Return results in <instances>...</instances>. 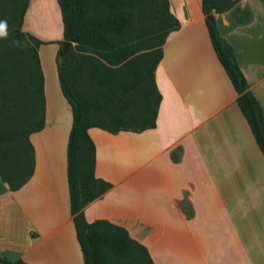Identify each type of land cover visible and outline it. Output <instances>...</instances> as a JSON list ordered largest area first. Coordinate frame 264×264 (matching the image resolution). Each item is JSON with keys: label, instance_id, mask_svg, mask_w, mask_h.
Wrapping results in <instances>:
<instances>
[{"label": "crops", "instance_id": "1", "mask_svg": "<svg viewBox=\"0 0 264 264\" xmlns=\"http://www.w3.org/2000/svg\"><path fill=\"white\" fill-rule=\"evenodd\" d=\"M167 1L179 27L167 34L154 71L161 94L155 126L88 128L95 176L110 187L85 204L84 215L123 227L154 264H264V156L213 50L201 0ZM36 2L28 0L22 30L42 41L44 126L28 136L34 153L28 180L11 190L0 179V257L83 264L67 183L71 108L56 66L61 13L57 0H43V11ZM239 6L243 22L212 13L264 116V0ZM46 11L60 30L30 19Z\"/></svg>", "mask_w": 264, "mask_h": 264}, {"label": "trees", "instance_id": "2", "mask_svg": "<svg viewBox=\"0 0 264 264\" xmlns=\"http://www.w3.org/2000/svg\"><path fill=\"white\" fill-rule=\"evenodd\" d=\"M235 1L227 0L221 7L222 0H201V9L213 50L237 94V104L264 156V116L261 105L248 88L233 47L221 36L215 20L207 17L212 10L223 11ZM7 2L0 0V8ZM57 3L63 25L62 40L70 44L76 42L83 51L91 50L98 55V58H94L97 69L95 79L105 88L102 97L82 99L74 65L77 64L75 69L79 71L81 64L77 62H83L84 65L90 57L83 54L77 58L71 50L65 56H59L61 41H57V76L72 117L66 147L70 212L83 264H113L112 257L119 261L115 264H154L146 247L129 237L123 227L104 219L87 221L83 212L85 204L110 187V183L95 176V145L87 130L98 127L110 133L140 132L155 126L161 94L155 83L154 71L162 57V45L167 34L177 29L179 22L169 11L167 0H149L143 16L155 24L157 30L154 37L158 38V44L140 54L136 37L131 33L136 14L131 8L125 7L126 0H57ZM27 4L28 0H13L11 12L7 15L8 22H12V29L8 33L3 31L0 37V43L19 41L25 37L33 42L36 47L34 57L40 99L39 117L35 125H0V179L11 190L21 187L31 176L34 153L28 136L44 126L43 74L37 52L42 41L22 30ZM2 14L0 10V16ZM137 60H141L139 68L134 66ZM11 74L12 70L7 66H0V78L13 85ZM3 95L6 100L0 101V110L6 114L18 110L14 87ZM22 144L28 148L29 154L23 152L11 156L1 147H21ZM172 157L176 159L174 152ZM0 264L26 263L21 259L9 261L0 257Z\"/></svg>", "mask_w": 264, "mask_h": 264}, {"label": "rangeland", "instance_id": "3", "mask_svg": "<svg viewBox=\"0 0 264 264\" xmlns=\"http://www.w3.org/2000/svg\"><path fill=\"white\" fill-rule=\"evenodd\" d=\"M222 1L223 2L220 5L221 7L226 3L227 0ZM12 4L13 0H8V2L0 8V10L3 12V14L0 16V37L3 31L8 33L9 30L12 29V22H8L7 17V15L11 12ZM148 5L149 0H126L125 5V7L128 9L131 8L136 14V22L132 26L131 33L134 35V37H136L137 48L140 54L145 53L150 49V47L156 46L158 44V38L154 37L157 30V28H155V24L150 19H147V17L143 16V13ZM38 6H42V11L44 10L45 7L43 0H37L35 8L37 9ZM227 11H229V14L226 13ZM242 11L243 8L239 6V0H236L225 10L217 12L219 13L217 16L219 17V20H221L222 17H225L227 20H229L230 24H234L245 21ZM44 13L45 14L42 15V19L44 21L41 19V17H38L37 19H30L40 28H42L40 23L45 22V25L51 24L53 29L60 30L57 20L53 21V17L48 11ZM35 20H37L38 23L37 21L35 22ZM218 29L220 30L219 26ZM57 34H59V32ZM152 36L154 39H152ZM54 42L58 43L57 41ZM70 50L76 55L77 58H80V56H83V54H88L90 57L89 61L84 65L83 62H77L81 64L79 71L75 69L77 64L74 65V70L76 71L75 76H78L80 97L82 99L85 98L90 100L97 97H102L105 88L99 85L95 79L97 69L94 58H98V55L91 50L83 51V48L77 46L76 42H73L69 45L67 53ZM35 51L36 47H34L33 42L28 40L26 37L19 41L0 43V66H7L12 70L10 79H12L13 82L12 85L10 82L6 83L0 78V101L6 100L3 93H8L9 89L14 87L16 96L15 102L19 104L18 110H13L8 114L0 110L1 126H23L27 124L35 125L39 117L38 105L40 104V99L38 93V80L36 78V61L34 57ZM59 56H61L60 53ZM101 61L106 66H110L106 61ZM134 66L135 68H139L141 66V60H137ZM1 147H4L3 150L8 151L11 156H15L18 153L23 154V152H29L28 148L24 144H22L21 147L16 145H3ZM25 172L26 168H24V173ZM112 263H119V261L112 257Z\"/></svg>", "mask_w": 264, "mask_h": 264}, {"label": "water", "instance_id": "4", "mask_svg": "<svg viewBox=\"0 0 264 264\" xmlns=\"http://www.w3.org/2000/svg\"><path fill=\"white\" fill-rule=\"evenodd\" d=\"M209 20H214L213 13L211 12L210 14L207 15ZM70 43L66 40H61V49L59 51L61 56H65L68 50Z\"/></svg>", "mask_w": 264, "mask_h": 264}]
</instances>
